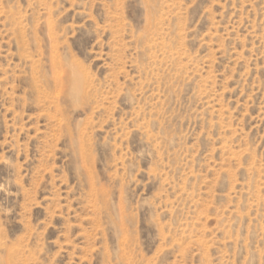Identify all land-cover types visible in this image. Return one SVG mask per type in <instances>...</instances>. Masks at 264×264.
I'll list each match as a JSON object with an SVG mask.
<instances>
[{
  "label": "rangeland",
  "instance_id": "obj_1",
  "mask_svg": "<svg viewBox=\"0 0 264 264\" xmlns=\"http://www.w3.org/2000/svg\"><path fill=\"white\" fill-rule=\"evenodd\" d=\"M0 264H264V0H0Z\"/></svg>",
  "mask_w": 264,
  "mask_h": 264
}]
</instances>
